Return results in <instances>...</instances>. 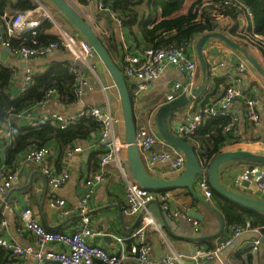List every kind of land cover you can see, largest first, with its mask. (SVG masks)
<instances>
[{"label": "built area", "instance_id": "2783aa9c", "mask_svg": "<svg viewBox=\"0 0 264 264\" xmlns=\"http://www.w3.org/2000/svg\"><path fill=\"white\" fill-rule=\"evenodd\" d=\"M67 1V0H66ZM71 2H81L87 6L93 5L95 0H69ZM204 0L200 15L203 10H209L210 16L223 17L224 13L232 10L239 14V36L245 47L255 54L261 53L260 61L264 66V37L255 35L253 31V12L240 0ZM38 7L35 10L26 11L12 17L6 24L5 30L0 33V47L7 51L10 57L24 62H30L39 58H48L55 52L64 51L71 56L67 63L71 74L75 77L74 95L79 104L85 103V98L95 92L100 85L103 92L108 88L103 86L97 73L98 62L100 61L95 50L85 40L79 32L77 34L65 31L56 21L50 10L40 0H36ZM68 2V1H67ZM98 10L107 12L116 21L119 27H123V20L112 9L103 4V0H97ZM42 13L39 20H33L34 15ZM9 16V15H8ZM5 16V19L8 17ZM49 21L55 27L56 37L59 42L51 43L47 46L36 47L21 45L13 48L11 40H24L26 35H33L35 30L44 21ZM5 21V20H4ZM215 32H220L216 29ZM222 33V32H221ZM199 38H192L182 45L149 46L142 52L135 53L124 45V50L117 54L116 64L120 67L135 106L141 101L154 86L155 82L161 79L170 68L177 69L185 76L184 82H174L172 91L167 95L166 102H172L182 95H190L198 86L201 74L196 56V43ZM216 42V41H214ZM211 43V42H210ZM220 43V42H218ZM222 44V43H221ZM224 45V44H223ZM226 46V45H224ZM229 48L228 46H226ZM230 49V48H229ZM231 51H233L231 49ZM235 52V51H234ZM238 53V52H236ZM206 57L214 56L205 51ZM217 58V57H216ZM220 60V59H219ZM209 74L212 79H216L218 70L224 69L225 61L209 62ZM250 67L243 58L235 68V75L229 72L223 77L227 81V87L222 88L219 97L212 102L206 101L205 97L195 100L180 112L176 117H182L179 128L180 137L188 140L204 124L206 119L214 117H228L232 121L226 131L236 136L239 132V120L234 115L232 107L235 100L243 98L245 102L246 122L258 132L262 127V117L259 113L260 99L254 95L244 93V79ZM15 73V71L13 70ZM35 74L29 71L22 79L20 94L31 86L32 78ZM54 94L51 91L44 105ZM201 100V101H200ZM200 101V102H199ZM208 102L205 106L204 103ZM199 102V103H198ZM196 103L198 105H196ZM21 117V116H20ZM92 119L99 126V147L103 152L99 158L100 172L92 175L86 181L89 191L80 199L76 212L80 216L79 226L68 231H50L45 229L38 217L35 216L31 208L21 211L15 219L16 232L19 236L29 238L32 244L22 246L16 241H10L0 236V251L6 253V264H24L25 260L32 259L34 264H186L185 259L192 264H230L224 258L225 253L236 245L247 234L254 237L243 245V248L253 256L257 257L260 248L264 243L262 230L253 228L251 223L233 224L225 227L224 236L218 239L213 249L199 248L191 256L184 257L179 253L154 259L153 249L148 239L149 227H155L156 222L151 215L149 205L155 201L164 203L163 210L172 220L183 217L190 223L199 234L201 224L187 214L173 212L170 209L169 195L164 196L150 192L142 188L132 177L127 157L124 158V151L127 152L126 140H122L118 133V128L124 124V118L114 114L107 102L106 107L97 105H85L84 109L74 115L63 116L60 114H43L39 117L27 115L28 125L32 128L51 125L61 130H66L72 125L78 124L83 119ZM9 126V125H7ZM0 124V140L3 139L6 128ZM189 141V140H188ZM136 146L140 152L142 161L146 169L151 173L159 165H169L172 173L182 174L186 169V156L176 147L167 144L159 137L157 129L151 123L137 122ZM83 152L81 147L73 146L67 150V159L72 161ZM52 150L49 147L33 148L19 157L18 168H6L0 164V204L4 203L6 197L12 189L20 182L18 169L28 165H35L44 176L50 189L49 205L56 210L58 215L69 218L74 212L67 206L64 198L57 196V191L65 187L71 179V173L65 171L57 174L50 162ZM200 159V158H199ZM201 161L202 174L196 184L203 198L210 201L214 198L212 188L209 183V169L206 161ZM116 165L122 174L125 188V208L124 212L133 217H139L137 228L128 236L119 238L120 247L109 251L98 244L93 243V239L106 237L102 230H93V219L90 215L89 201L94 194L95 184L105 181L106 172L110 165ZM249 182L264 193V168L253 165L246 168L236 180L237 184ZM0 226L7 227L8 223L0 218Z\"/></svg>", "mask_w": 264, "mask_h": 264}, {"label": "crops", "instance_id": "0c3cea01", "mask_svg": "<svg viewBox=\"0 0 264 264\" xmlns=\"http://www.w3.org/2000/svg\"><path fill=\"white\" fill-rule=\"evenodd\" d=\"M67 1L79 13V15L91 25L103 41H107L118 49V55L124 50V45L135 53L142 52L145 48L150 46L144 41L142 34L139 33L138 30L136 36L132 37L128 29L119 27L116 21H114L107 12L99 11L97 0H95V3L90 6H87L80 1ZM13 2H16V0H13ZM40 2L47 7L46 4L48 3L46 0H40ZM48 7L47 8L51 11L54 18H57L56 21L59 20L61 22L59 25L65 31L77 34L78 31L59 11H55L50 5H48ZM187 11L188 7H185L180 14H185ZM8 15L9 16L5 21L0 24V33L5 30L6 24H8L9 20L13 17L12 12H9ZM40 17H42V13L38 12L34 15L33 20H39ZM49 33L54 37L58 35L55 31V27H53ZM205 51L210 55H215V57L213 55L206 57L209 62H220L221 60L227 63L224 69L218 70L217 76H215L216 79H224L223 77H225L228 72L234 76L236 66L244 58L241 54L231 51V49L218 42L209 43L205 47ZM4 52L6 51L0 47V64L7 67L12 72L13 70L15 71V73L13 72L14 77L12 86L8 90V95L12 99L20 97V85L22 79L29 71H32L35 76L41 75L54 63L71 60V56L68 53L61 51L55 52L48 58H39L30 62H24L10 57L9 55L5 62H2V54ZM254 55L257 59L262 61L260 59L261 53L259 51H255ZM97 73L102 85L108 88L107 92H103L100 89V85H98L97 90L84 99L85 103H83V105L76 101L72 103L64 101L61 103L57 94L54 93L43 106L37 105L29 109L23 113L21 117H16L15 121L23 126H29L27 120V115L29 113L32 114L33 117H39L43 114H60L68 116L80 113L85 105H97L105 108L107 102L109 103L111 111L118 117L123 118L119 93L115 87L113 79L101 61L98 62ZM184 80L185 76L179 70L173 68L168 69L164 76L155 82L152 89L144 95L138 105L135 106L137 122H141V114H145L155 107V102L159 98L166 101L167 95L172 91V85L174 82H184ZM244 82V93L252 94L258 97L261 101L259 104V113L262 117V127L256 132L251 125L246 122L244 99H236L232 111L239 120L238 123L240 130L236 136H233V140L227 139V143L224 144L221 151L226 153L246 151L256 155H264V80L250 66ZM209 88V93L201 95L202 97L200 99L205 97L206 101L212 102L219 97L223 87H220L217 90V83L215 82L210 85ZM196 105L198 104L196 103ZM155 118L148 123L153 124L156 128ZM175 118L172 119L171 126H173V122L175 121H178L179 123L181 122V116ZM4 125L7 126L9 124ZM118 133L122 140H126L124 124L118 128ZM99 135L100 130L98 126L96 131L92 132L88 138L78 140L73 144L65 146L64 149L55 141L47 146L52 150L50 162L53 170L57 174L65 171L71 173V179L68 184L58 190L56 194L58 197L66 200L67 206L74 211L72 215L69 218H64L58 215L56 210L49 205L50 189L43 176L39 177L37 175V173L40 172L37 166L31 164L25 167H20L18 169L19 184L10 191L5 202L0 204V218L8 223L6 228L0 226V236L10 241H16L22 246L32 244V241L29 238L21 237L17 234L15 226L16 217L21 211L27 208L33 210L35 216L38 217L42 226L47 230L70 232L79 226L80 216L76 212V209L79 206L80 199L89 191L86 181L90 179L92 175L100 172L99 158L103 149L99 147ZM11 144L12 136L9 125L6 128L3 139L0 140V164L6 168H18L19 158L18 160H13L11 163H9L7 159V153ZM73 146L81 147L83 149V152L76 158L78 159V162L76 163H73L71 160L69 161L66 157L67 150ZM124 153L125 157H127V152L124 151ZM250 166H253V164L247 162H227L221 165L219 168L220 183L226 188L241 195L264 201V193H261L257 187H254V189L253 187L245 188L236 183L238 177ZM261 167L264 168V166ZM151 173L154 176L165 180L173 179L181 175L172 173L170 166L166 164L157 166L156 170ZM33 176L38 179L37 182L32 181ZM47 187L48 190L46 189ZM196 189H198L197 186ZM168 195L169 200L167 203L169 204L171 211L188 215L189 211L195 210L199 215L204 216V222L200 223L201 231L199 234H195L192 225L183 217L175 220L170 219L167 213L163 210L164 203L162 201L158 200L155 201V203H151L149 210L156 222V226L149 227L147 234L153 249L154 259L159 260L163 257L171 256L174 253H179L187 258L199 248H208L207 246L209 243L207 241L213 240L212 242L215 244L218 239H221L224 236L223 234L221 237L215 238V235L220 230L219 217L199 203L193 195L186 190L173 191L168 193ZM199 197L203 198V195L200 193ZM206 202L221 213L215 198ZM124 208V180L117 166L115 164L110 165L106 172L105 181L97 185L95 184L93 197L89 201L90 215L93 219L92 228L93 230H102L107 235L106 237L108 240H105L106 237L95 238L93 239V243L98 244L109 251L116 250L120 247L118 239L128 236L137 228L139 217L127 215L124 212ZM164 218L168 222V228L164 223ZM253 237L252 234L245 235L242 240L228 250L224 255L226 261L230 264H264V243L260 248L257 257L251 256L247 250L243 248V245L249 242ZM199 238H205V240L200 241L198 240ZM185 263L192 264L188 259H185ZM24 264H34V262L30 258L25 260Z\"/></svg>", "mask_w": 264, "mask_h": 264}, {"label": "trees", "instance_id": "16d2710c", "mask_svg": "<svg viewBox=\"0 0 264 264\" xmlns=\"http://www.w3.org/2000/svg\"><path fill=\"white\" fill-rule=\"evenodd\" d=\"M189 1L103 0V4L116 12L119 18L123 20V28L128 29L132 37L136 36L138 30L142 34L144 41L150 46L182 45L192 38H200L219 29L228 38L245 47L240 37H238L239 14L237 12L230 10L224 13L223 17H219L210 16L209 10L205 9L200 15L199 11L204 0H192L188 11L185 14H180ZM240 1L253 12L252 33L264 37V0ZM37 7L38 5L33 0H16V2H13V0H0V24L4 22L5 16H8L9 12H12L13 17H16L20 13L35 10ZM52 28L53 25L46 20L39 25L33 35H26L25 39L21 41L11 40L12 47L18 48L21 45L36 47L33 42H36L38 46L57 43L59 39L49 33ZM104 43L114 60H117L118 49L105 40ZM262 54H264L263 51ZM199 72L201 74L200 67ZM13 77L14 73L0 64V124L10 125L12 144L7 153L9 163L13 160H18L20 155L30 149L47 147L53 141L58 142L64 149L65 146L78 140L88 138L92 132L96 131L98 127L96 122L88 118L70 126L66 130H61L51 125L32 128L27 125L23 126L15 121L16 117H20L29 109L42 104L51 91L57 94L61 103L64 101L77 102L73 91L76 79L71 74L67 63H54L45 73L34 76L29 89L17 99H12L8 95ZM215 82L217 83V90L228 85L225 79H212L209 74L207 85L202 95L208 94L210 91L209 86ZM164 102L166 101L159 98L155 102L153 109L141 114V122L147 123L153 120L156 112ZM231 121L232 119L228 117L206 119L198 131L188 139L195 148L198 157L202 161L205 160L208 167H210L213 159L222 153L221 149L227 143V139H234V135L226 131V127L230 125ZM165 194L160 193L159 195L164 196ZM213 194L224 216L225 227L249 222L253 228H264V214L232 203L217 195L214 191ZM262 233L264 234V229ZM212 241H207L209 249L215 247ZM0 264H6V253L4 251H0Z\"/></svg>", "mask_w": 264, "mask_h": 264}, {"label": "water", "instance_id": "95a60500", "mask_svg": "<svg viewBox=\"0 0 264 264\" xmlns=\"http://www.w3.org/2000/svg\"><path fill=\"white\" fill-rule=\"evenodd\" d=\"M49 1L74 26L79 34L89 42V44L95 50L99 60L103 63L114 81L122 105L125 125V139L127 144V161L132 177L142 188L156 194L170 193L177 190H186L188 193L193 195L199 203L204 205L207 209L219 217L220 230L215 235V238L221 237L225 229V220L222 214L203 198H200L199 194L201 192L199 189H196V184L202 174L201 161L193 145L188 140L180 137V123L175 121L173 122V126H171L172 119L176 117L177 112H180L186 106L201 98L202 93L205 91L209 75V63L205 55V45L208 42H220L228 46L233 51L243 55L245 60L261 76L263 80L264 66L250 53L247 48L228 38L221 32L209 33L201 36L198 39L195 50L201 70V81L199 86L196 87L190 95H182L172 102L164 103L156 113L155 120L159 137L167 144L172 145L182 151L187 160L186 169L180 176L169 180L161 179L150 173L142 161L140 152L136 146L137 117L135 104L132 99L127 80L125 79L120 67L116 64L103 39L66 0ZM8 56L9 53L7 51L4 52L2 54V62H5ZM72 162L76 163L78 162V159L75 158L72 160ZM227 162H247L253 165L264 166V155H256L246 151L231 153L222 152L213 159L208 173L210 186L217 195L222 196L228 201L246 209L264 214V201L241 195L226 188L220 183L219 168L221 165ZM37 175L39 177L43 176L40 172L37 173ZM34 177L35 176H33L32 181L37 182L38 179ZM238 185L245 188L253 187V189L255 187L249 182H242ZM46 189L48 190V187ZM188 215L200 223L204 222V216L199 215L195 210L189 211ZM164 223L168 228V222L166 219L164 220ZM105 240H108L107 237ZM198 240L202 241L205 240V238H199Z\"/></svg>", "mask_w": 264, "mask_h": 264}, {"label": "rangeland", "instance_id": "374dc122", "mask_svg": "<svg viewBox=\"0 0 264 264\" xmlns=\"http://www.w3.org/2000/svg\"><path fill=\"white\" fill-rule=\"evenodd\" d=\"M36 4H37V2H36V0H33ZM47 1V3L48 4H46L47 5V7H48V5H50L55 11H58L52 4H51V2L49 1V0H46ZM207 1V0H206ZM205 1V2H206ZM191 2H192V0H190L189 2H188V4H187V6L186 7H189L190 5H191ZM38 5V4H37ZM49 8V7H48ZM50 9V8H49ZM51 10V9H50ZM51 12V11H50ZM53 15V14H52ZM57 19V18H56ZM58 21V23L59 24H61V22L59 21V20H57ZM210 42H214V41H210ZM210 42H208L206 45H205V47L210 43ZM124 157H125V153H124Z\"/></svg>", "mask_w": 264, "mask_h": 264}]
</instances>
